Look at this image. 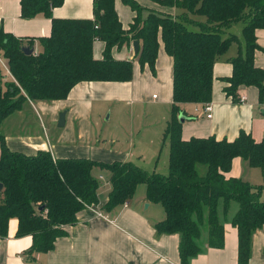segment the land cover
I'll return each mask as SVG.
<instances>
[{
  "label": "trees",
  "instance_id": "16d2710c",
  "mask_svg": "<svg viewBox=\"0 0 264 264\" xmlns=\"http://www.w3.org/2000/svg\"><path fill=\"white\" fill-rule=\"evenodd\" d=\"M93 20L53 19L51 10L64 0H20L21 17L42 14L51 19L49 37L38 38L41 51L24 54L33 39L16 38L0 29V124L26 101L52 102L67 98L81 82H128L132 62L112 58L113 47L140 42L136 55L140 66L154 69L159 39L173 61L171 115L163 138L169 139L168 174L149 173L133 162L101 163L89 159H53L47 151L27 156L8 149L0 133V237L7 236L8 222L17 219L16 236L31 235L23 253L26 260L47 252L66 234L64 226L77 220V212L98 205L99 179L94 168L108 171L110 191L104 210L128 202L139 185L146 186L148 200L162 206L165 216L155 223L158 233L179 234L181 264L224 244V220L232 203L238 209L231 218L237 228L238 262L248 264L251 235L264 225V186H252L227 178L233 159L241 158L264 178V138L255 142L241 131L233 140L214 137L181 138L180 105L210 103L213 64L237 41L226 35L242 24L244 48L231 59L232 75L226 94L239 103L240 86L258 88L264 94V70L255 67L259 49L255 31L264 30V0H147L163 7L181 9L172 17L141 6L137 0H121L136 13L127 31L117 18L115 0H92ZM147 10L142 20L140 13ZM105 44L103 58L95 60L93 43ZM204 172L201 173L200 169ZM205 233V236H203Z\"/></svg>",
  "mask_w": 264,
  "mask_h": 264
},
{
  "label": "crops",
  "instance_id": "0c3cea01",
  "mask_svg": "<svg viewBox=\"0 0 264 264\" xmlns=\"http://www.w3.org/2000/svg\"><path fill=\"white\" fill-rule=\"evenodd\" d=\"M137 1L147 9L172 17L183 12L147 0ZM114 7L122 29L127 31L136 13L121 0H115ZM147 14L144 9L140 13L141 19ZM51 17L93 20V1L64 0L61 6L51 10ZM0 29L16 38L33 39L32 48L36 54L41 51L37 39L51 34V19L42 14L23 19L20 0H0ZM226 35L236 36L237 41L213 64L212 116L207 119L201 105H180L178 119L182 117L184 120L181 123L183 140L214 137L233 141L241 131L249 134L255 142L264 138V94L261 97L256 87L240 86L237 95L244 100L234 103L225 92L226 79L232 75L230 61L244 48L242 24H233ZM255 38L259 49L253 54V62L255 67L264 70V30H256ZM138 45L139 52L141 43ZM104 49L105 44L96 40L92 46L93 58L101 60ZM138 52H134L133 42L111 50L113 59L132 62V78L128 82H81L64 100H26L20 110L0 124V133L8 149L27 156L47 151L53 159L133 162L136 165L141 164L142 159L147 160V156L152 157L160 150L161 131L164 134L171 115L173 61L160 39L153 71L147 65L140 66L136 58ZM62 113L64 126L59 127ZM12 117L16 122L28 118L41 120L42 117L44 125L41 120V130L16 132L12 128L15 123L10 122ZM200 172L203 173L204 169L201 168ZM92 174L95 178L105 176L108 180L104 189L101 190L99 185L98 205L86 206L77 212L76 222L64 226L66 234L55 240L53 249L35 253L30 260H26L23 253L32 244V237L16 236L18 221L10 219L7 236L0 237V264H181L179 234L156 231L155 223L164 218L165 212L160 204L148 200L146 186L136 192L140 185L137 186L128 202L104 210L102 206L111 188L109 173L94 168ZM226 177L240 179L252 186H264L258 183L264 181L261 170L250 167L241 158L233 159ZM237 209L238 205L232 203L224 220L223 246L204 249L192 257L189 264H237L238 234L237 228L231 224ZM248 264H264V225L251 235Z\"/></svg>",
  "mask_w": 264,
  "mask_h": 264
},
{
  "label": "rangeland",
  "instance_id": "374dc122",
  "mask_svg": "<svg viewBox=\"0 0 264 264\" xmlns=\"http://www.w3.org/2000/svg\"><path fill=\"white\" fill-rule=\"evenodd\" d=\"M3 64L5 65V62L2 60ZM1 70H2V74H6L8 77V79H10V76L7 74L6 69L0 64ZM157 94V93H156ZM156 96V95H155ZM16 116V115H15ZM19 116V115H18ZM15 117H12V119H10V122L15 123V125L12 126V128L17 132L19 130L21 131H34V130H41L40 128V121L42 120V124L44 125V120L41 117V120L38 119H31L28 118L26 119V121H21V122H16L15 119H13ZM9 122V121H8ZM162 136L161 140L159 142V148L160 150H157L156 152H154V154L151 156H147V160H140L141 164H138L143 170L152 173V172H156L159 173L161 175H167L168 174V151H169V139L168 138H163V133L161 131ZM146 155H150V153L145 152ZM155 170V171H153ZM256 173L259 171H255ZM259 174V173H257ZM99 179V184H100V189H104L106 187V183H107V178L105 176L98 178ZM258 183H261L260 185H264V181H258ZM145 187V186H144ZM143 188V185H140L139 188L136 189V192L140 189ZM146 188V187H145ZM144 189V188H143ZM100 190V191H101ZM146 192V189H145Z\"/></svg>",
  "mask_w": 264,
  "mask_h": 264
},
{
  "label": "water",
  "instance_id": "95a60500",
  "mask_svg": "<svg viewBox=\"0 0 264 264\" xmlns=\"http://www.w3.org/2000/svg\"><path fill=\"white\" fill-rule=\"evenodd\" d=\"M133 49H134V52L137 53L138 52V49H139V45H138V42L137 41H134L133 42ZM24 54L26 55H31L34 53V50L33 48H29V47H23L22 48ZM184 120L182 119V117H179V122L182 123ZM58 126L59 127H63L64 126V114H60L59 116V120H58ZM2 188V185L0 184V189Z\"/></svg>",
  "mask_w": 264,
  "mask_h": 264
},
{
  "label": "built area",
  "instance_id": "2783aa9c",
  "mask_svg": "<svg viewBox=\"0 0 264 264\" xmlns=\"http://www.w3.org/2000/svg\"><path fill=\"white\" fill-rule=\"evenodd\" d=\"M0 64L6 69V71H7V68H6V66L3 64V62H2V60L0 59ZM153 98H155L154 96H153ZM239 100H240V102H243V98H239ZM201 110H202V112L204 113V115H205V117L207 118V119H210L211 118V113H212V106H211V104L210 103H207V104H204V105H201Z\"/></svg>",
  "mask_w": 264,
  "mask_h": 264
}]
</instances>
